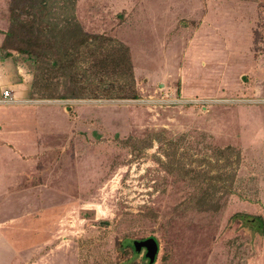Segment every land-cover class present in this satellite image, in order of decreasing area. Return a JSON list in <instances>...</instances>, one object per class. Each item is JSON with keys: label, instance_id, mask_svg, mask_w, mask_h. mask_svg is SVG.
<instances>
[{"label": "rangeland", "instance_id": "374dc122", "mask_svg": "<svg viewBox=\"0 0 264 264\" xmlns=\"http://www.w3.org/2000/svg\"><path fill=\"white\" fill-rule=\"evenodd\" d=\"M74 13L128 47L137 98L29 99L0 52V264H264V0ZM145 238L153 263L128 247Z\"/></svg>", "mask_w": 264, "mask_h": 264}, {"label": "trees", "instance_id": "16d2710c", "mask_svg": "<svg viewBox=\"0 0 264 264\" xmlns=\"http://www.w3.org/2000/svg\"><path fill=\"white\" fill-rule=\"evenodd\" d=\"M74 12L75 0H10L0 52L23 57L32 76L29 99H136L128 47L85 32ZM256 219L262 230L264 220Z\"/></svg>", "mask_w": 264, "mask_h": 264}, {"label": "water", "instance_id": "95a60500", "mask_svg": "<svg viewBox=\"0 0 264 264\" xmlns=\"http://www.w3.org/2000/svg\"><path fill=\"white\" fill-rule=\"evenodd\" d=\"M133 250L137 254L143 250L144 258H147L153 263L158 252V244L154 238H146L135 241L133 244Z\"/></svg>", "mask_w": 264, "mask_h": 264}, {"label": "built area", "instance_id": "2783aa9c", "mask_svg": "<svg viewBox=\"0 0 264 264\" xmlns=\"http://www.w3.org/2000/svg\"><path fill=\"white\" fill-rule=\"evenodd\" d=\"M13 102V95L8 90L2 92V96L0 98V104L6 105L11 104Z\"/></svg>", "mask_w": 264, "mask_h": 264}, {"label": "crops", "instance_id": "0c3cea01", "mask_svg": "<svg viewBox=\"0 0 264 264\" xmlns=\"http://www.w3.org/2000/svg\"><path fill=\"white\" fill-rule=\"evenodd\" d=\"M3 39V34L2 33H0V42H1V40ZM1 62H0V67H1ZM2 66H3V64H2Z\"/></svg>", "mask_w": 264, "mask_h": 264}, {"label": "flooded vegetation", "instance_id": "af4514ba", "mask_svg": "<svg viewBox=\"0 0 264 264\" xmlns=\"http://www.w3.org/2000/svg\"><path fill=\"white\" fill-rule=\"evenodd\" d=\"M142 251V250H141Z\"/></svg>", "mask_w": 264, "mask_h": 264}]
</instances>
